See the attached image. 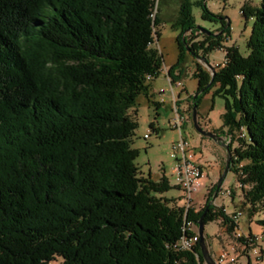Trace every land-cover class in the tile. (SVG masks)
I'll use <instances>...</instances> for the list:
<instances>
[{
    "label": "trees",
    "instance_id": "obj_1",
    "mask_svg": "<svg viewBox=\"0 0 264 264\" xmlns=\"http://www.w3.org/2000/svg\"><path fill=\"white\" fill-rule=\"evenodd\" d=\"M192 6L220 28L195 30ZM153 7L151 0H0V264H205L199 241L189 252L170 248L184 221L204 214V227L220 220L234 231L224 210L209 205L212 196L185 217L184 206L161 196L172 189L165 178L138 175L130 111L147 94V78L162 71ZM242 14L252 21L248 55L227 47L209 87L212 76L199 63L194 77L197 93L215 88L225 100L219 133L230 137L229 151L235 139L243 146L229 165H241L233 172L249 188V214L262 215L264 242V0ZM229 27L201 2L183 0L170 81H178L186 51L207 61ZM198 35L202 41L188 38ZM200 95L191 96V109ZM149 130L157 134L153 124Z\"/></svg>",
    "mask_w": 264,
    "mask_h": 264
},
{
    "label": "rangeland",
    "instance_id": "obj_2",
    "mask_svg": "<svg viewBox=\"0 0 264 264\" xmlns=\"http://www.w3.org/2000/svg\"><path fill=\"white\" fill-rule=\"evenodd\" d=\"M182 1H159L157 15L159 24L156 27L158 39L155 48L162 58V71L155 80H150V86L154 85L155 89L159 90V94L157 91L154 97L149 96L148 98H146L147 94L140 95L137 98L136 106L130 111L137 123L131 146L139 152L135 161L138 175L142 178L149 177L154 182H159L162 178H165L172 189L161 196L172 200L173 204L177 206H184L186 200L182 191L174 188L175 182L172 170L176 165V160L172 158V155L177 156L173 147L178 141V133L171 128L174 111L166 72L177 63L179 57V49L176 44V37L179 31L174 29L173 25ZM189 1L190 3L201 2L211 14L225 19L230 26V31L225 37L222 48L214 50L207 56V61L211 68L218 71L223 66L225 62V48L227 47L233 46L237 48L244 57L248 55L246 44L251 34L252 21L250 19L246 20L243 17L242 9L244 7H257L259 0ZM191 13L195 26L207 32H215L220 28L219 22L211 23L202 20V10L198 6H192ZM195 37L194 41H202L199 35L193 38L188 36L190 39H194ZM197 63L206 69L201 62L197 61L186 51L182 64L175 72V76L178 77L177 82H180L181 86L175 87L176 82L172 83L170 81L171 85L175 88L176 106L188 118L182 128L183 138L189 142L195 159L203 170L202 186L192 196L191 209H193L194 215L200 213L204 208L208 195H210L212 196L209 198L210 204L214 205L217 209H225L223 213L227 217L236 212L242 214L236 224V233L244 237L251 236L261 239L253 246L245 247L240 241L242 238H236L234 231L228 234L226 227L223 226L220 220L209 223L204 227V237H207L205 244L214 261L221 253H227L230 258L235 259L233 264H264L259 261V251L264 249V242L261 237L262 229L256 223L262 218V215L259 213L249 214L250 209L245 205V193L249 188H246L244 191L239 188L237 177L233 172L235 167L240 168L241 165L238 167L236 164L229 165L220 187L216 188L214 194L211 193L224 172L227 151L220 144L201 137L193 128L190 107L192 102L191 96L197 93V80L194 77V74L198 70ZM206 71L208 70L206 69ZM208 72L211 74L210 71ZM161 89L163 93H160ZM214 91L215 88H212L208 93L200 95L197 102L198 123L203 130L211 133L216 132V135L221 138L222 143L228 145L230 137L225 134V130L219 133L222 128V115L225 112V100L220 97H214ZM161 99L164 101L161 102ZM151 124L157 130V134L150 133L149 127ZM148 134L150 137L144 139V135ZM240 135L239 138H243ZM242 148V144L235 139L229 151V163L232 158L235 160L232 154L233 150H240ZM227 193H229L228 196ZM191 230L197 235L196 228H191ZM50 264H61V260L56 258Z\"/></svg>",
    "mask_w": 264,
    "mask_h": 264
},
{
    "label": "built area",
    "instance_id": "obj_3",
    "mask_svg": "<svg viewBox=\"0 0 264 264\" xmlns=\"http://www.w3.org/2000/svg\"><path fill=\"white\" fill-rule=\"evenodd\" d=\"M154 3L153 7V13L151 15V18L154 19L156 13L158 12V4L160 0H151ZM151 79L148 77L147 81H150ZM168 81V86L171 92L172 96V106H173V111H174V117L171 121V128L178 133V141L176 145L173 147V150L177 153L176 155H172V158L176 160V165L172 170V174L174 176V182L175 186L178 187L186 200L184 208H185V217L188 209L191 208L192 206V196L196 192L199 191V189L202 186V179H203V170L201 165L197 162L195 159V156L192 152V148L189 144V142L183 138L182 135V128L187 121V117L178 110L176 106V100H175V95H174V86L171 85V82L169 78H167ZM181 83L176 82L175 87H180ZM163 91L161 90L160 93ZM163 102V100H161ZM240 136H243L241 134ZM150 135H144V139H148ZM238 187L241 189H246L245 186L242 184L238 183ZM229 193H227V196ZM240 212L233 213L229 215V219L234 223L235 225L237 224L238 220L241 217ZM189 228H196L197 230V239H188L187 238V231ZM183 235L180 237L179 240H177L175 243H173L170 248L171 250L174 249L175 246H189V248L194 249L195 247V241H199V233H198V227L196 224H193L192 222H186L184 221V226L182 229ZM235 236L236 238H242L240 241L242 242V245L246 246H253L256 244L258 241L261 239L258 237H251V236H241L239 233H236V227L234 229ZM260 252V251H259ZM235 259L230 258L227 253H221L215 260L216 264H233Z\"/></svg>",
    "mask_w": 264,
    "mask_h": 264
},
{
    "label": "water",
    "instance_id": "obj_4",
    "mask_svg": "<svg viewBox=\"0 0 264 264\" xmlns=\"http://www.w3.org/2000/svg\"><path fill=\"white\" fill-rule=\"evenodd\" d=\"M227 25H228V23H227ZM195 30H197L201 34L211 35L210 32H207L198 26H195ZM195 59L197 61L201 62L206 67V69L211 72L212 79H211L210 83L207 85V87H209L213 81L215 70L213 68H211V66H209V64L207 63L205 58L196 56ZM202 92L203 91H199L198 93H196L193 96V99H196ZM197 117H198V110H197L196 103L194 102L192 109H191V121H192V125H193V128L195 129V131L201 137L208 138V139L214 141L215 143L220 144L221 146L225 147V149L227 151V160H226V164H225V169H224V172H223V174H222V176H221V178L217 184V188H219L222 181L224 180V177L227 173V169L229 166V158H230L229 148H228V145H225L222 143L221 138L218 137L216 134H213L211 132H207V131L203 130L198 123ZM209 205H211V204L209 203ZM209 205L207 206V208L209 207ZM203 217H204V214L200 217V219L196 223V225L198 227L199 238H200L199 246H200L201 256H202L205 264H216L215 261L213 260V258L211 257V255L208 251V248L205 244Z\"/></svg>",
    "mask_w": 264,
    "mask_h": 264
},
{
    "label": "bare ground",
    "instance_id": "obj_5",
    "mask_svg": "<svg viewBox=\"0 0 264 264\" xmlns=\"http://www.w3.org/2000/svg\"><path fill=\"white\" fill-rule=\"evenodd\" d=\"M190 230H191V228L188 229L189 232H191ZM187 233H188V232H187ZM189 236H190V235H189ZM189 236L187 235V238H188V239H192V238H190ZM191 249H192V248H189V246H175V247H174V250H175V251H178V252H187V251L189 252ZM191 251H192V250H191Z\"/></svg>",
    "mask_w": 264,
    "mask_h": 264
},
{
    "label": "crops",
    "instance_id": "obj_6",
    "mask_svg": "<svg viewBox=\"0 0 264 264\" xmlns=\"http://www.w3.org/2000/svg\"><path fill=\"white\" fill-rule=\"evenodd\" d=\"M165 75H166V73H165ZM167 79V78H166ZM162 90V89H161ZM158 91V94H159V90H156L155 89V86L154 85H151L150 86V89L148 90V92H147V97L146 98H148L149 96L151 97H154L155 96V93ZM163 93V92H162ZM174 93H175V90H174ZM161 100H163V99H161ZM171 100H172V96H171ZM164 101V100H163ZM149 102V101H148ZM172 103V102H171ZM225 210V209H224Z\"/></svg>",
    "mask_w": 264,
    "mask_h": 264
}]
</instances>
